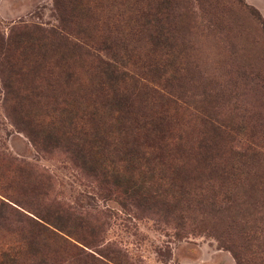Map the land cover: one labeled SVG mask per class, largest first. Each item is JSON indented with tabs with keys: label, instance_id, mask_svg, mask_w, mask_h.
I'll return each instance as SVG.
<instances>
[{
	"label": "trees",
	"instance_id": "obj_1",
	"mask_svg": "<svg viewBox=\"0 0 264 264\" xmlns=\"http://www.w3.org/2000/svg\"><path fill=\"white\" fill-rule=\"evenodd\" d=\"M179 4L117 0L116 16L128 15L121 25L103 20L107 7L99 0H54L57 27L22 26L0 35V81L7 116L37 150L67 148L80 168L139 203L146 198L144 183L159 182L170 169L169 184H185L182 192H174V204L184 197L187 208L213 209L229 200L260 146L253 123L221 117L207 94L184 99L192 79L178 31ZM141 31L146 49L139 55L133 44ZM101 52L110 53L109 59ZM233 135L245 136L249 144L241 150L229 147ZM115 165L125 172L140 168L142 189L133 176L118 174ZM33 216L26 217L30 229L67 243L60 234L70 237L64 233L69 216ZM17 257L15 251L3 252L0 264H14ZM253 264H264V258Z\"/></svg>",
	"mask_w": 264,
	"mask_h": 264
},
{
	"label": "rangeland",
	"instance_id": "obj_2",
	"mask_svg": "<svg viewBox=\"0 0 264 264\" xmlns=\"http://www.w3.org/2000/svg\"><path fill=\"white\" fill-rule=\"evenodd\" d=\"M99 1L107 7L103 20L128 21L127 14L116 16L117 0ZM177 13L192 79L184 99L191 102L189 96L205 93L221 117L253 123L257 159L245 168L229 200L213 209L187 208L184 197L174 204V192L185 184L171 186L170 169L159 182L144 183L146 198L139 203L80 168L67 148L37 150L7 116L0 81V254L18 253L14 264H237L227 247L244 264L263 260L264 0H180ZM22 26L57 27L54 0H0V35ZM145 34L141 31L133 44L139 55L146 49ZM99 55L108 60L111 54ZM233 139L229 147L235 150L249 144L245 136ZM114 167L142 189L140 168ZM34 213L69 216L64 233L70 237L60 234L67 243L30 229L26 217L34 219Z\"/></svg>",
	"mask_w": 264,
	"mask_h": 264
}]
</instances>
